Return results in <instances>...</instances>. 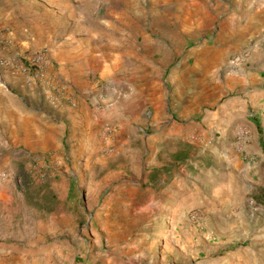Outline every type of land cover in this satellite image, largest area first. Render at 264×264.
Listing matches in <instances>:
<instances>
[{
    "label": "rangeland",
    "instance_id": "obj_1",
    "mask_svg": "<svg viewBox=\"0 0 264 264\" xmlns=\"http://www.w3.org/2000/svg\"><path fill=\"white\" fill-rule=\"evenodd\" d=\"M215 65L213 80L189 75L199 107L182 141L161 147L163 127L116 123L110 150L69 153L62 142L54 156L26 153L7 165L0 146V176L9 171L18 202L9 211L0 201V264H246L264 249V205L254 199L264 188V99L249 95L243 116L217 130L207 117L218 123L223 97L251 93L243 80L253 71ZM254 66L264 72V60Z\"/></svg>",
    "mask_w": 264,
    "mask_h": 264
},
{
    "label": "crops",
    "instance_id": "obj_2",
    "mask_svg": "<svg viewBox=\"0 0 264 264\" xmlns=\"http://www.w3.org/2000/svg\"><path fill=\"white\" fill-rule=\"evenodd\" d=\"M96 1L24 0L23 7L18 0H0V28H10L0 31L4 55L47 46L50 59L42 80H27L0 65V146L7 165L26 153L54 156L62 142L72 145L69 153L94 150L95 144L101 150L114 141L105 142L104 131L116 123L149 126L156 132L163 127L156 136L161 147L182 141V124L199 107L196 82L189 75L213 80L215 64H230L234 69L229 73L253 71L243 80L252 92L238 97V102L237 96H221L213 115L220 122L207 117L217 130L227 128L235 112L243 116L249 95L264 99V72L254 66L264 60V0ZM98 3L106 5L104 10ZM135 29L143 32L140 39L130 36ZM211 30L210 38L194 40ZM52 73L76 90V105L50 102V94L56 93ZM96 78L102 82H94ZM94 100L98 110L90 103ZM245 120L242 123L251 128L252 120ZM152 137L147 142L152 143ZM9 174L3 179L0 201L10 211L18 202ZM257 252L253 258L246 256V264H264V249Z\"/></svg>",
    "mask_w": 264,
    "mask_h": 264
},
{
    "label": "built area",
    "instance_id": "obj_3",
    "mask_svg": "<svg viewBox=\"0 0 264 264\" xmlns=\"http://www.w3.org/2000/svg\"><path fill=\"white\" fill-rule=\"evenodd\" d=\"M5 38L0 37V43L3 44ZM0 65L9 70L13 75H20L23 78L42 80L47 75V69L50 65V59L48 57V52L45 48H40L35 51H27L22 54H17L14 56L4 55L3 47L0 48ZM52 79L55 82L54 95L50 94V102L53 105H60L63 101L69 103L70 105H76L77 96L76 90L72 88L65 80L60 78L57 74L52 73ZM93 107L98 110L99 102L94 100L90 102ZM113 131V126L108 125L104 131V136L106 140L111 138ZM110 142V141H109ZM107 142L106 149H111V146ZM4 177L0 176V185L3 182ZM251 203L254 202L251 200Z\"/></svg>",
    "mask_w": 264,
    "mask_h": 264
},
{
    "label": "trees",
    "instance_id": "obj_4",
    "mask_svg": "<svg viewBox=\"0 0 264 264\" xmlns=\"http://www.w3.org/2000/svg\"><path fill=\"white\" fill-rule=\"evenodd\" d=\"M256 203L264 205V188L261 187L254 196Z\"/></svg>",
    "mask_w": 264,
    "mask_h": 264
}]
</instances>
